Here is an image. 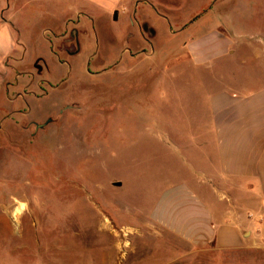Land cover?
Masks as SVG:
<instances>
[{"label": "rangeland", "instance_id": "obj_1", "mask_svg": "<svg viewBox=\"0 0 264 264\" xmlns=\"http://www.w3.org/2000/svg\"><path fill=\"white\" fill-rule=\"evenodd\" d=\"M248 1L219 3L205 14L231 22L228 40L237 52L213 59L195 76L193 69L179 71L191 66L181 48L206 34L171 37L164 26L133 65L137 52L121 54L124 43L114 29L110 60L92 68L85 60L96 49L94 38L67 58L60 52L66 39L55 42L52 34L82 6L0 0V264H119L138 237L145 238L139 249L152 253L141 264L166 256L163 241L146 240L152 230L133 227L157 192H175L180 183L192 187L204 96L261 84L260 61L247 52L257 41L236 36L264 33V0H251L250 11ZM206 2L187 7L183 16L210 7ZM38 55L44 62H35ZM49 74L48 84L19 88Z\"/></svg>", "mask_w": 264, "mask_h": 264}, {"label": "crops", "instance_id": "obj_2", "mask_svg": "<svg viewBox=\"0 0 264 264\" xmlns=\"http://www.w3.org/2000/svg\"><path fill=\"white\" fill-rule=\"evenodd\" d=\"M58 1L62 5L82 6L74 18L69 15L63 19L52 34L58 42L66 39L68 31L74 33L69 41L74 51L65 54L67 58L78 56L86 38H94L97 50L87 56L86 67L100 68L110 60V47L118 32L124 43L119 51L137 52L131 64L138 65L142 46L152 45L164 26L171 37L183 36L185 31L195 38L206 34L200 40L190 39L183 44L182 56L191 66L185 63L179 71L193 69L195 76L202 75L213 59L234 58L237 52L228 40L234 37L231 22H216L205 16L229 0H207L205 4L210 7L199 8V15L193 13L188 18L183 16L186 8L200 0ZM206 18L208 22L203 20ZM236 36L257 41L258 45L247 48V52L255 53L260 61L262 82L254 90L232 92L217 88L204 96L205 110L198 111L200 132L194 143L192 187L187 182L172 188L175 192H157L148 208L150 212L133 227L152 230L154 235L146 240L163 241L167 254L157 264H264V33ZM51 55L57 58L56 53ZM43 60L38 55L35 62ZM229 78L235 81L230 73ZM48 79H53L51 74L32 77L34 82L17 86L30 89L32 84H48ZM125 213L124 209L119 210L120 217L125 218ZM143 240L135 239V248L121 255L119 264H141L152 256L147 249H139ZM101 261L99 264H106Z\"/></svg>", "mask_w": 264, "mask_h": 264}, {"label": "flooded vegetation", "instance_id": "obj_3", "mask_svg": "<svg viewBox=\"0 0 264 264\" xmlns=\"http://www.w3.org/2000/svg\"><path fill=\"white\" fill-rule=\"evenodd\" d=\"M71 32L72 31H69L67 33L66 40L64 41L62 48L60 49V52H64V54H72L71 50H73V48L68 46V45H71L69 44V41L71 43V39L74 37V33H71Z\"/></svg>", "mask_w": 264, "mask_h": 264}, {"label": "water", "instance_id": "obj_4", "mask_svg": "<svg viewBox=\"0 0 264 264\" xmlns=\"http://www.w3.org/2000/svg\"><path fill=\"white\" fill-rule=\"evenodd\" d=\"M117 187H119L120 186V184L119 183H117V184H115Z\"/></svg>", "mask_w": 264, "mask_h": 264}]
</instances>
